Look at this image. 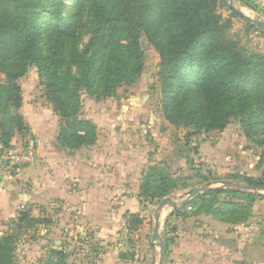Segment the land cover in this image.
Wrapping results in <instances>:
<instances>
[{"label":"trees","instance_id":"obj_1","mask_svg":"<svg viewBox=\"0 0 264 264\" xmlns=\"http://www.w3.org/2000/svg\"><path fill=\"white\" fill-rule=\"evenodd\" d=\"M86 1L93 26L90 44H102L104 49L94 45L92 58L83 61L78 50L48 53L45 32L76 29L85 8L84 0H72L70 4L67 0H0V142L5 147L10 146L15 135L31 134L20 113L23 95L18 80L33 65L42 67L48 61L62 65L72 60L76 65H84L78 85L71 87L64 74L54 73L45 83L43 95L60 116L58 141L62 146L76 149L94 144L97 126L79 113L78 87L93 91L95 86H103L100 93L109 95L122 81L136 82L144 68L140 38L145 35L161 57L158 75L164 117L176 126L191 128L182 151L200 153L199 142L191 145L193 134L225 133L236 120L247 140L253 143L249 148H261L258 166L264 165V53L246 51L228 35L232 18L220 12L223 5L229 6L228 0ZM229 9L232 16L259 27L237 9ZM230 145L231 141L224 139L219 143L223 148ZM217 166H223L221 156ZM196 175L202 181L210 178L200 171ZM227 176L264 186L263 176L249 172ZM186 177H175L163 161L151 162L140 178V196L160 201L187 186L182 183ZM263 197L258 192L215 188L195 195L181 210L176 209V214L183 219L207 213L229 221L247 220L254 201ZM16 201L12 199V203ZM8 203L11 205L10 200ZM11 209L0 212L1 219ZM42 211L43 215L37 218L28 203L20 204L11 220L13 228L0 234V264H20L16 248L21 232L52 222L46 210ZM126 216L130 226L141 223L138 214ZM168 232H176V227ZM166 239L169 243L175 236ZM55 255V259L43 264H67L66 251L57 250Z\"/></svg>","mask_w":264,"mask_h":264},{"label":"crops","instance_id":"obj_2","mask_svg":"<svg viewBox=\"0 0 264 264\" xmlns=\"http://www.w3.org/2000/svg\"><path fill=\"white\" fill-rule=\"evenodd\" d=\"M235 1L245 14L248 7L243 0ZM20 113L37 140V158L24 168L22 180L3 176L0 181V212L13 208L0 217V234L11 231V220L22 202L31 206L33 216L41 217L45 209L52 218L48 225L21 232L16 248L20 264H43L61 249L68 254L67 264H159L161 247L153 234L161 200L140 196V178L151 162L163 161L175 177H192L195 186L201 179L193 164L199 160L200 173L206 176L249 172L264 177L259 153L241 144L247 139L240 125L227 127L215 140L200 138V153L182 151L184 140L175 131L166 133L169 124L148 86L131 92L120 106L94 107L89 117L97 124V140L81 148L59 143L61 119L50 103L28 105L24 98ZM140 123L152 124L147 135L155 132V136H140ZM21 137L17 134L12 141ZM223 139L231 141L230 147H219ZM182 190L167 197L178 203ZM132 214H138L141 223L123 230V218ZM172 227L176 232H168ZM160 235L165 241L175 236L167 243L163 264H264V197L254 201L247 220L236 221L207 213L183 219L167 205L160 212Z\"/></svg>","mask_w":264,"mask_h":264},{"label":"rangeland","instance_id":"obj_3","mask_svg":"<svg viewBox=\"0 0 264 264\" xmlns=\"http://www.w3.org/2000/svg\"><path fill=\"white\" fill-rule=\"evenodd\" d=\"M84 1H85L84 2L85 8L80 17L79 26L76 29H74L71 32H68V31L60 32L57 30H53V31L49 30L48 33L47 31L45 32L46 34L45 40H46L48 53L49 52L55 53L54 50H61V51L65 50L68 52L78 50L77 51L78 53H82L83 55L82 60L84 61V59L92 58L91 56L94 50L96 49L94 45H96L97 48L104 49V46L102 44H95V42L93 43V45L90 44L91 43L90 40L92 38L93 26H92V21L90 18V11L87 9V1L86 0ZM67 2L70 4L72 0H67ZM233 2H234V5H236V1L233 0ZM228 3L230 6V0H228ZM242 3H243V6H246L248 7V9H250L248 10L246 8L245 14H242V15H244L247 19L248 17H251L255 20L264 21V0H246V2L243 1ZM229 6L223 5V7L220 8V12L225 17L232 18V27L229 29L228 35L234 38L235 40H237L239 45L246 51H255V52L264 53V29L261 28L260 26L252 27V25H248L247 21H245L243 18L236 16V15L232 16V12L230 11ZM237 7L235 6V9H237L239 12L242 13L240 6L237 5ZM252 22L256 23L255 21H252ZM123 43H126V42L123 41ZM140 46L144 53V68H143L141 75L136 80V82L132 84H128L126 81H122L119 84V86L116 88V91L109 95H102L100 93V90H102L103 86L102 87L95 86L93 91H89L83 86L78 87L79 113L82 117L93 121V119L89 116L91 115V112L94 109V107L97 108L99 106H109L110 103L112 104L117 103L120 106L121 102L127 99V97L131 94V92H134V90L136 91L143 85L148 86L150 88V93L153 97V100L158 104L163 114V108L161 104L162 91H161V84H160L159 75H158V72L160 69V60H161L160 54L156 50V48L148 41L145 35H143L140 38ZM83 66L84 65L82 63L76 65L73 60L71 62L69 61L65 62L62 65H54L52 61H48V63L42 67L39 65L31 66L30 69L27 71V73L18 80L19 85L21 86V89H22L23 102H24V98H27L28 105L37 104V105H41L42 107H45L46 102H48L43 95L45 83L51 79L52 74L54 73L64 74L65 77L69 81V85L71 87H75L78 85V80L81 77L80 70ZM95 89H98V90H95ZM163 118L169 124L168 125L169 130L166 133L171 134L172 132L175 131V133H177L178 135L180 134V136L184 140L181 146L183 149L187 141L185 140V136L189 131H191V128H184L182 126L180 127L176 126L175 124L168 121L164 117V114H163ZM238 123H239L238 121L233 120L228 125V128L230 126V129H238L237 125H240ZM143 124L144 123L142 124L140 123L137 125L140 136H142L143 138H146V137L148 138L149 135L155 136V132L153 133L151 132V134L149 135L142 132ZM218 136H220L219 131H211L208 133H202L201 135L193 134L190 138V140L192 141L191 145L192 146L196 145L199 142V139L202 137H209L210 139L215 140ZM243 136L245 135L243 134ZM244 143L245 141L241 142V144L245 146L247 151L252 150L253 153H260L261 148L256 149L255 147H252V146L251 148H249V144L253 145V143H250L248 140L245 144ZM199 161L193 164V166H195L194 167L195 174H197L198 171L202 170V168L200 167ZM233 162L235 161H232V163ZM208 176L210 177L209 179H211L212 185L214 186L220 184L219 182H217L218 180H231L233 182L245 183L241 179H235V178H231L228 176H214L212 174ZM187 178L188 177L184 178L182 182L183 184H186L187 186L182 187L183 195L177 199V201H179L178 204H181L187 192L191 188L195 187V184L190 182L191 180ZM199 179H202V178L199 176ZM204 182L206 181H202V180L198 181V184H200L199 186L204 185L202 184ZM261 192L262 194H264V190H261Z\"/></svg>","mask_w":264,"mask_h":264},{"label":"built area","instance_id":"obj_4","mask_svg":"<svg viewBox=\"0 0 264 264\" xmlns=\"http://www.w3.org/2000/svg\"><path fill=\"white\" fill-rule=\"evenodd\" d=\"M152 124L144 123L142 132L148 134L152 130ZM37 158V140L32 134L12 141L10 146L5 147L0 142V168L3 176L10 181L23 179V170L33 164ZM130 226L128 218H123L121 228L127 229ZM65 251V250H64Z\"/></svg>","mask_w":264,"mask_h":264},{"label":"water","instance_id":"obj_5","mask_svg":"<svg viewBox=\"0 0 264 264\" xmlns=\"http://www.w3.org/2000/svg\"><path fill=\"white\" fill-rule=\"evenodd\" d=\"M230 6L232 8H235L233 0H230ZM248 19L255 21L258 24V26L264 29V21L255 20L251 17H248ZM2 179H3V175L0 173V181ZM217 182H219L220 184L216 186L212 185V182L210 181V182L205 183L202 186H195L191 188L187 192L181 204H178L176 200L172 199L171 197H164L160 201L159 205L157 206L155 216H154L155 229H154V234H153V239L155 241H158L161 247V257H160L159 264L164 263L166 252H167V242L160 235V212L165 206L171 205L173 206V208L177 210H181L189 202V200L192 199L195 195L213 190L215 188H231L235 190L252 191V192H258V193H262L261 190H264V186L262 185L239 183V182H233L231 180H218Z\"/></svg>","mask_w":264,"mask_h":264}]
</instances>
